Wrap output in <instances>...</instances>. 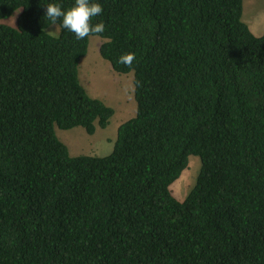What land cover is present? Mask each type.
I'll return each instance as SVG.
<instances>
[{"label":"trees","instance_id":"1","mask_svg":"<svg viewBox=\"0 0 264 264\" xmlns=\"http://www.w3.org/2000/svg\"><path fill=\"white\" fill-rule=\"evenodd\" d=\"M90 2L136 102L103 157L70 156L55 133L114 114L78 78L89 37L46 32V6L74 0H0V264H264V33L242 0Z\"/></svg>","mask_w":264,"mask_h":264},{"label":"rangeland","instance_id":"2","mask_svg":"<svg viewBox=\"0 0 264 264\" xmlns=\"http://www.w3.org/2000/svg\"><path fill=\"white\" fill-rule=\"evenodd\" d=\"M20 10L14 11L10 18L3 20L8 25H15ZM242 21L255 36L264 33V0H242ZM46 32L57 36L59 27ZM102 38L89 37L86 54L78 63V78L87 94L101 100L114 110L105 128H96L88 135L80 126L71 129L55 127L57 138L66 145L70 156L89 155L103 157L111 153L116 139L117 128L123 122L135 116L136 102L134 99L133 73H116L110 63L99 54ZM201 169L198 156L190 155L187 168L170 189L175 198L182 202L194 186Z\"/></svg>","mask_w":264,"mask_h":264},{"label":"clouds","instance_id":"3","mask_svg":"<svg viewBox=\"0 0 264 264\" xmlns=\"http://www.w3.org/2000/svg\"><path fill=\"white\" fill-rule=\"evenodd\" d=\"M103 9L99 3L90 2V0H74L73 6L63 9L57 3H49L46 6L45 16L50 21L52 28L55 29L57 21H60V27L67 29L75 35L77 40H83L87 37L100 38L105 32L103 22L93 25L92 19L102 13ZM135 60L134 53L122 55L117 61L126 67L131 68Z\"/></svg>","mask_w":264,"mask_h":264}]
</instances>
